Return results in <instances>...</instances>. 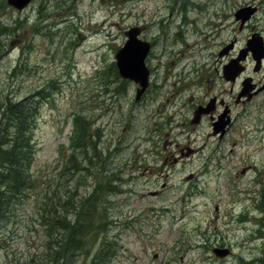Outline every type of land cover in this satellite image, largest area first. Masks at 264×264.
I'll return each instance as SVG.
<instances>
[{"label": "rangeland", "instance_id": "rangeland-1", "mask_svg": "<svg viewBox=\"0 0 264 264\" xmlns=\"http://www.w3.org/2000/svg\"><path fill=\"white\" fill-rule=\"evenodd\" d=\"M230 7L32 0L16 9L0 0V104L34 106L31 182L10 198L0 184V264H54L51 243L81 219L70 264H264V93L235 106L221 140L208 120L189 123L200 84L229 60L217 52L234 35ZM262 19L253 30L264 37ZM131 26L151 44L150 87L138 101L136 85L108 69ZM83 124L87 139L68 149ZM71 153L78 168L64 166Z\"/></svg>", "mask_w": 264, "mask_h": 264}, {"label": "flooded vegetation", "instance_id": "flooded-vegetation-1", "mask_svg": "<svg viewBox=\"0 0 264 264\" xmlns=\"http://www.w3.org/2000/svg\"><path fill=\"white\" fill-rule=\"evenodd\" d=\"M261 11L260 0H231L229 22H231L233 26L234 35H232L228 41L233 42V47L226 58H229V60L240 58L241 61L238 62V66H243V70L237 75L234 82H223L221 73L215 68L213 79L208 83L202 82V84H200L201 86L199 85L202 91V97H200L199 101L192 104L191 109L193 113L197 107L207 109V103L211 102L209 112L202 114L198 123L200 124L202 120H208L210 127L213 122L220 119L221 113L227 110L225 118H229L230 121L224 135L219 138L218 135H213V132H211V135L217 137L219 140L226 135L237 118V114L234 113L235 106L243 107L245 104L252 102L257 96L264 93V89L259 91V87L264 84V50L261 53L262 57L258 63L256 61L257 57L253 54L251 49L247 47L248 50L244 51L251 34L258 32L253 30V28L258 24L261 25L264 14ZM249 27L251 28L250 33L243 38V40L245 39L243 46L237 45L239 33ZM225 42L222 46L226 44ZM218 61L219 60H217V62ZM226 84H229V86L226 87ZM246 86H252V88L242 93V89L246 88ZM240 94L242 95L239 96ZM184 122H186V120ZM189 123H191V121Z\"/></svg>", "mask_w": 264, "mask_h": 264}, {"label": "trees", "instance_id": "trees-1", "mask_svg": "<svg viewBox=\"0 0 264 264\" xmlns=\"http://www.w3.org/2000/svg\"><path fill=\"white\" fill-rule=\"evenodd\" d=\"M33 109L34 106L31 102L27 103L26 99L18 101H3L0 104V184L2 183L6 187L7 191L5 193L8 198L15 196L16 191L19 188L23 187L27 182H31L29 168L32 162L33 145L31 142L30 131L34 118ZM74 135L76 143L77 137L79 136L81 139H87L84 124L82 131L79 130L78 126L77 133H74ZM72 158L70 159L68 166L72 165L75 167L77 161L74 163L71 161ZM0 198H3L2 194L0 195ZM262 207L264 208V206ZM1 211L2 210L0 209V218L2 217ZM84 224L85 220L81 219L72 224L70 227L71 230L69 229V226H63L67 230L69 239H63V241L57 239L59 243L58 248L51 243L53 247L51 246V248H49L51 249L50 252L54 250V256H51L54 264H61V258L64 260H62V264H70L73 262L75 253L77 254V251L82 247L81 242L79 241V232L84 227ZM95 258L98 261H102L104 256L96 254Z\"/></svg>", "mask_w": 264, "mask_h": 264}, {"label": "water", "instance_id": "water-1", "mask_svg": "<svg viewBox=\"0 0 264 264\" xmlns=\"http://www.w3.org/2000/svg\"><path fill=\"white\" fill-rule=\"evenodd\" d=\"M30 0H7V3L21 9L29 3ZM139 33L138 27H132L126 31L128 39L122 47H120L116 54V65L118 67L119 74L125 78L133 79L141 85V88L137 89L136 97L138 98L141 92L147 85L148 69L145 66L144 58L148 52L149 45L147 42L137 39ZM226 51V49L224 50ZM228 68H231L230 66ZM227 74H225L226 76ZM197 120V119H195ZM227 123L221 121L217 124L218 127L223 128ZM218 130L216 129L215 132ZM224 130H222V133ZM214 252L219 256H224L228 253L227 249L215 248Z\"/></svg>", "mask_w": 264, "mask_h": 264}]
</instances>
